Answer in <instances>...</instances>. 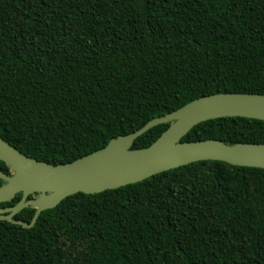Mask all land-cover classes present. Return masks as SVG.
<instances>
[{"label":"trees","instance_id":"trees-1","mask_svg":"<svg viewBox=\"0 0 264 264\" xmlns=\"http://www.w3.org/2000/svg\"><path fill=\"white\" fill-rule=\"evenodd\" d=\"M218 93L264 95V0H0V138L28 158L72 162ZM209 139L264 144V122L181 142ZM0 264H264V169L196 162L0 221Z\"/></svg>","mask_w":264,"mask_h":264},{"label":"water","instance_id":"water-1","mask_svg":"<svg viewBox=\"0 0 264 264\" xmlns=\"http://www.w3.org/2000/svg\"><path fill=\"white\" fill-rule=\"evenodd\" d=\"M221 118L264 122V95L218 93L200 97L65 164L51 165L28 158L0 138V162L8 170L0 171V204L11 203L21 194L16 204L0 208V221L30 229L41 212L57 207L70 196L115 190L196 162L264 169V144L228 145L214 139L181 142L193 127ZM163 124H169L168 128L150 146L132 148L142 134ZM27 208L35 211L29 223L14 219Z\"/></svg>","mask_w":264,"mask_h":264}]
</instances>
